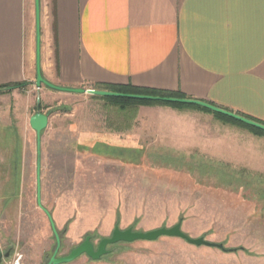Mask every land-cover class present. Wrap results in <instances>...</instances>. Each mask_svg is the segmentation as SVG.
<instances>
[{"label":"rangeland","instance_id":"obj_1","mask_svg":"<svg viewBox=\"0 0 264 264\" xmlns=\"http://www.w3.org/2000/svg\"><path fill=\"white\" fill-rule=\"evenodd\" d=\"M42 85L35 78L32 90L38 93ZM81 89H54L87 97L52 100L53 118L40 142L41 205L60 237L57 256L68 254L87 235L96 245L115 225L149 231L178 222L190 237L237 250L161 236L117 242L97 260L81 255L65 264H264V159L254 161L245 153L234 158L230 151L211 152L209 160L191 162L186 153L174 154L166 147L157 152V137L151 136L154 123L149 124L138 107L176 106ZM37 102L38 112L48 111L39 97ZM183 107L216 113L198 105ZM113 125L118 133L129 127L130 135L120 137L128 146L111 144L113 138L106 133ZM28 139L30 147L12 159L10 168L0 169V239L2 252L10 253L1 264H46L56 246L50 222L36 200V136Z\"/></svg>","mask_w":264,"mask_h":264},{"label":"crops","instance_id":"obj_2","mask_svg":"<svg viewBox=\"0 0 264 264\" xmlns=\"http://www.w3.org/2000/svg\"><path fill=\"white\" fill-rule=\"evenodd\" d=\"M41 14L40 71L54 85L180 92L264 124V0H43ZM35 21V0H0V169L36 136L29 119L37 97L48 105L47 127L52 100L87 97L44 85L32 90ZM19 82L25 84L5 87ZM138 110L154 123L157 152L166 147L191 162L230 151L264 159V135L215 113L167 105ZM113 126L106 133L111 144L128 146L120 137L129 127L118 133Z\"/></svg>","mask_w":264,"mask_h":264},{"label":"water","instance_id":"obj_3","mask_svg":"<svg viewBox=\"0 0 264 264\" xmlns=\"http://www.w3.org/2000/svg\"><path fill=\"white\" fill-rule=\"evenodd\" d=\"M35 17H36V83L37 84H44L52 89L56 90H64V91H71V92H82L83 89L81 88H68L63 86L54 85L47 80H45L40 72V65H39V42H40V35H39V0H35ZM88 93L91 94H99L104 96H117V97H127V98H134V99H147V100H161L166 102H175V103H183V104H195L198 106L205 107L213 112L220 113L222 115L228 116L250 126L259 128L264 130V124L254 121L252 119L246 118L239 114L230 112L223 108L217 107L215 105L209 104L202 100H194L190 98H175V97H156V96H147V95H139V94H125L120 92H112V91H102V90H95V89H88ZM48 113L36 112L34 113L30 119L29 124L31 128L36 133V200L39 207L43 209L45 212L52 229V232L55 237L56 246L54 249L53 254L49 258L46 264H65L75 260L77 257L81 256L82 254H86L92 260L99 259L102 255L107 253V245H112L117 242H133L136 240H156L161 236H173L184 239L190 244L196 246H211L216 247L221 250H225V247L222 243H215L208 240H205L203 237H190L181 229V223L178 222L171 227H159L149 231H136L132 228L120 229L118 225H115L111 235L109 237L102 238L96 250L94 249V245L91 242L90 236H86L84 240L78 244L76 247L71 249L68 254L62 256H56L57 251L60 246V237L56 230L55 224L52 220L51 214L42 207L41 205V186H40V142H41V132L47 127L48 124ZM9 257V252H0V264L2 261Z\"/></svg>","mask_w":264,"mask_h":264},{"label":"trees","instance_id":"obj_4","mask_svg":"<svg viewBox=\"0 0 264 264\" xmlns=\"http://www.w3.org/2000/svg\"><path fill=\"white\" fill-rule=\"evenodd\" d=\"M23 83L19 82V83H15V84H10L7 85L5 87L7 88H15V87H19L22 86ZM97 87L99 88H109L112 91H116V92H120V93H125V94H139V95H147V96H159V97H175V98H187L186 96H184L182 93L180 92H172V91H168V90H163V89H155V88H143V87H136V86H131V85H107V84H97ZM116 99H120V100H126V101H132V102H145V103H151L152 101H145V100H136V99H124V98H116ZM158 102H162V103H166L169 105H174L176 107H183V106H195V105H189V104H183V103H175V102H164V101H158ZM205 109V108H204ZM207 110V109H205ZM216 115L226 119L227 121H231L233 123H238L241 125H244L246 128H248L250 131H252L253 133L257 134V135H264V130H261L259 128L250 126V125H246L243 124L233 118H230L228 116H224L220 113H215ZM249 119H252L249 116L243 115ZM254 121H257L259 123H262L258 120L252 119ZM237 250L236 248H225L224 251H235Z\"/></svg>","mask_w":264,"mask_h":264},{"label":"flooded vegetation","instance_id":"obj_5","mask_svg":"<svg viewBox=\"0 0 264 264\" xmlns=\"http://www.w3.org/2000/svg\"><path fill=\"white\" fill-rule=\"evenodd\" d=\"M87 236H89V235H87ZM90 239H91V236H90ZM91 242H92V241H91ZM80 243H81V242H80ZM80 243H79V244H80ZM92 243H93V242H92ZM98 243H99V242H98ZM98 243H97L96 245L93 243V245H94V249H95V250H96V248H97ZM112 245H113V244H112ZM60 246H61V243H60ZM60 246H59V248H60ZM108 246H109V245H107V247H108ZM107 247H106V249H107V253H109L110 250H109ZM58 250H59V249H58ZM107 253H105V254H107ZM9 254H10V253H9ZM57 254H58V251H57ZM105 254H104V255H105ZM82 255H86V254H82ZM56 256H57V255H56ZM86 256H87V255H86ZM102 256H103V255H102ZM102 256H101V257H102ZM87 257H88V256H87ZM101 257H100V258H101ZM88 258H89V257H88Z\"/></svg>","mask_w":264,"mask_h":264},{"label":"built area","instance_id":"obj_6","mask_svg":"<svg viewBox=\"0 0 264 264\" xmlns=\"http://www.w3.org/2000/svg\"><path fill=\"white\" fill-rule=\"evenodd\" d=\"M0 252H2V244H1V239H0ZM3 253V252H2Z\"/></svg>","mask_w":264,"mask_h":264}]
</instances>
